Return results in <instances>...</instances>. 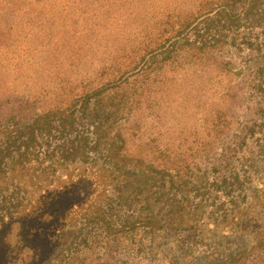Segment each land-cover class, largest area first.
<instances>
[{
  "label": "rangeland",
  "instance_id": "1",
  "mask_svg": "<svg viewBox=\"0 0 264 264\" xmlns=\"http://www.w3.org/2000/svg\"><path fill=\"white\" fill-rule=\"evenodd\" d=\"M245 8L0 0V146L82 114L1 153L0 264H264V0Z\"/></svg>",
  "mask_w": 264,
  "mask_h": 264
},
{
  "label": "trees",
  "instance_id": "2",
  "mask_svg": "<svg viewBox=\"0 0 264 264\" xmlns=\"http://www.w3.org/2000/svg\"><path fill=\"white\" fill-rule=\"evenodd\" d=\"M226 1V0H225ZM244 2L245 9L253 10L256 8L258 0H241ZM252 8V9H251ZM248 10V11H249ZM223 13V10H217L214 15L219 16ZM89 101V100H88ZM90 113V112H89ZM82 116V114H81ZM79 116V117H81ZM77 114L75 115V111H72L71 114L67 116H62L59 113H54L52 111L46 112L43 114L36 115L33 120L23 126H20L16 128L14 133H12L7 140V144L3 148V146H0V156L1 153H7L6 155H11L16 152L17 153H23L22 148L26 149L28 148L31 143L34 142V140H37L39 137L43 138L47 135H50L53 133L54 130L58 131V133L68 132L72 133L75 128L77 127L75 123H77V118H79ZM10 134V133H9ZM82 143L87 147L88 145V139L87 137L85 139H82ZM90 147V146H89ZM73 150V148H72ZM68 151V150H67ZM4 160L0 158V166L4 164ZM0 169H4V167H0ZM139 174L145 175L146 178L142 184L147 185V178L150 176L141 172ZM153 178V176H151ZM136 192L141 191L138 188H135ZM137 217H142L138 214ZM140 218H135L134 220H139ZM5 221L4 215L0 216V224H3Z\"/></svg>",
  "mask_w": 264,
  "mask_h": 264
}]
</instances>
